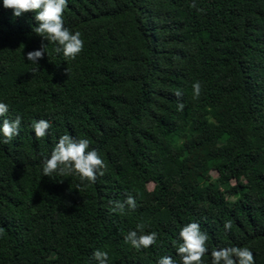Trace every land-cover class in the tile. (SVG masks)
I'll list each match as a JSON object with an SVG mask.
<instances>
[{
  "label": "trees",
  "instance_id": "16d2710c",
  "mask_svg": "<svg viewBox=\"0 0 264 264\" xmlns=\"http://www.w3.org/2000/svg\"><path fill=\"white\" fill-rule=\"evenodd\" d=\"M34 16L0 0V102L21 118L0 143V264H97L96 250L108 264H179L191 222L208 235L204 264L230 246L264 264V0H68L64 26L84 41L70 61ZM40 119L51 127L37 139ZM63 135L98 151L95 184L43 175ZM128 195L137 207L113 211ZM138 225L155 245L125 242Z\"/></svg>",
  "mask_w": 264,
  "mask_h": 264
},
{
  "label": "clouds",
  "instance_id": "9594fccd",
  "mask_svg": "<svg viewBox=\"0 0 264 264\" xmlns=\"http://www.w3.org/2000/svg\"><path fill=\"white\" fill-rule=\"evenodd\" d=\"M195 5H193L194 7ZM3 7L11 9L14 17H21L25 13H35L34 19L38 26L33 27V32L46 40L55 44V52L63 54L65 61L75 60L83 51L84 41L81 34H73L64 26L63 15L68 7V0H3ZM47 44L42 43L39 50L26 53V59L33 64H37L39 59H43L47 49ZM69 72V70H67ZM194 97L198 98L201 92V84L197 81L193 84ZM182 92L177 90L175 95L182 96ZM184 104H178V111H183ZM8 106L0 102V117H4L0 124V143L9 144L14 137L19 135L21 118L17 116L14 120L8 119ZM51 123L45 119H40L32 123V128L37 139L47 135ZM106 165L96 149L89 150L87 139H74L69 135H63L55 144L49 158L43 162V175L53 177V174L60 176H76L81 184H95L98 176H103V169ZM79 188V185L77 186ZM131 209L137 207L136 199L128 195L127 199L121 202H114L113 211L123 213L125 206ZM137 230H132L125 236V242L129 243L137 250L148 249L156 244L158 234L153 231L150 234H142L143 226L138 225ZM226 230H231V221L224 224ZM179 239L182 241L176 247V253L180 258L179 264H204V256L208 253V235L201 231V226L197 222H191L183 226L179 231ZM210 264H255L253 252L248 247L230 246L214 249L210 253ZM97 264H108V253L96 250L93 253ZM157 264H177V261L168 255L158 259Z\"/></svg>",
  "mask_w": 264,
  "mask_h": 264
},
{
  "label": "rangeland",
  "instance_id": "374dc122",
  "mask_svg": "<svg viewBox=\"0 0 264 264\" xmlns=\"http://www.w3.org/2000/svg\"><path fill=\"white\" fill-rule=\"evenodd\" d=\"M213 177H214V176H213ZM237 182H238V180L234 181L233 183L235 184V183H237ZM148 188H149L150 191H152V190H153V185H149Z\"/></svg>",
  "mask_w": 264,
  "mask_h": 264
}]
</instances>
